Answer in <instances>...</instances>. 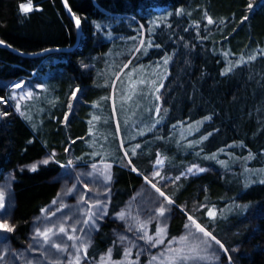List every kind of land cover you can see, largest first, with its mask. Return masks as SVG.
<instances>
[{"label": "trees", "instance_id": "obj_1", "mask_svg": "<svg viewBox=\"0 0 264 264\" xmlns=\"http://www.w3.org/2000/svg\"><path fill=\"white\" fill-rule=\"evenodd\" d=\"M27 2L0 0L1 43L25 54L74 45L75 26L60 0H32L33 10L21 12ZM66 2L80 21L74 49L24 58L0 47V182L10 178L14 196L10 242L17 246L31 219L55 200L53 177L62 166L101 163L111 170L107 213L151 178L181 208L168 237L179 235L187 214L233 264H264V0ZM125 45L129 50L114 64ZM127 62V69L153 67L157 88L149 123L121 145L109 94ZM43 79L50 84L47 103L14 101V83L34 88ZM101 97L109 146L90 126L91 106ZM157 159L159 181L151 177ZM190 165L204 170L183 176ZM109 228L99 227L87 258L109 249L121 258ZM138 260L128 263H147Z\"/></svg>", "mask_w": 264, "mask_h": 264}, {"label": "rangeland", "instance_id": "obj_2", "mask_svg": "<svg viewBox=\"0 0 264 264\" xmlns=\"http://www.w3.org/2000/svg\"><path fill=\"white\" fill-rule=\"evenodd\" d=\"M121 49L114 64L129 50V45ZM128 65L129 62L117 73L109 94L112 119L121 145L123 140L137 135L141 126L149 123L150 101L154 99L157 88L153 67L134 66L127 69ZM109 71L103 72L105 78ZM0 84L5 85L4 82ZM33 86L31 82L14 83L11 94L14 101L19 104L24 100L39 98V102L47 103L50 84L43 79L41 84ZM37 88L41 92L37 93ZM89 92L92 94V88ZM35 95L37 97H32ZM103 99L101 97L98 102L95 101L97 105L91 106L95 113L89 123L97 132L106 135L109 146L113 134L109 135L110 119L106 115ZM91 137L96 135L91 133ZM128 165L134 170L131 164ZM162 165L161 159H157L151 176L158 181L160 178L157 175ZM203 170L199 165H190L183 176L196 175ZM110 173V167L101 163L62 166L53 177L58 184L55 200L31 219L23 240L15 246L8 236L11 231L0 229V264H129L132 260L139 262L140 258H145L146 264H233L224 246L211 234L206 236L204 233L207 231H200L198 224L193 223L194 219H189L187 214L179 235L167 236L169 222L181 208L167 196H162V191L151 178H143L119 211L107 213V191L112 184ZM166 183L171 182L166 180ZM149 196H153L152 199ZM13 202L10 178L5 177L0 182V224H7L10 228ZM161 209L164 210L163 215ZM106 223L112 224L110 237L115 241L121 258H113L109 251L95 259L87 258L85 252L91 246L93 237L99 227ZM44 233H47V239Z\"/></svg>", "mask_w": 264, "mask_h": 264}, {"label": "water", "instance_id": "obj_3", "mask_svg": "<svg viewBox=\"0 0 264 264\" xmlns=\"http://www.w3.org/2000/svg\"><path fill=\"white\" fill-rule=\"evenodd\" d=\"M60 1H61V4H62L64 11L66 12V14L68 15V17L70 18V20L73 22V24L75 26L76 36H75L74 45L72 47H70V48H49V49H45L43 51H40L37 53H32V54H25V53L19 52V51L15 50L14 48H12L6 44H3L1 42H0V47H3L5 49H7L8 51H10V52H12L18 56L24 57V58L42 57L48 53L58 52V51H71L72 49H74L80 40L81 27H80V25H79V27L77 26V23H76L77 19L73 15V13H72L71 9L69 8L66 0H60Z\"/></svg>", "mask_w": 264, "mask_h": 264}, {"label": "snow or ice", "instance_id": "obj_4", "mask_svg": "<svg viewBox=\"0 0 264 264\" xmlns=\"http://www.w3.org/2000/svg\"><path fill=\"white\" fill-rule=\"evenodd\" d=\"M20 10H21V12H24V13H27V12H30V11H32L33 9H32V0H28V2H27V4H24V3H21L20 4ZM210 23H211V21H209ZM76 23H77V26L79 27V25H80V21L77 19V21H76ZM159 45H157V47H158ZM165 62H167V61H165ZM17 87H19V85H17ZM42 163H44V164H47L48 163V161L47 160H44V161H42ZM36 168H37V166H36V164H33L32 166H31V170L32 171H36ZM189 171H192L191 169H189ZM201 171H202V169H201ZM157 191H159V189H157ZM162 196L164 195V193L163 192H161L160 193ZM165 199H168L167 197H165ZM169 203H172V201H170L169 200ZM163 209H161V215H163ZM210 215H214V213H209ZM95 215V214H94ZM121 216H123V213H121ZM189 219H191V217H189ZM193 223H195V221H193ZM197 228H199V230L200 231H204V229L203 228H201L199 225H197ZM0 229H4L5 231H12V229L7 225V224H0ZM61 231H63V229H61ZM161 231H163V229H161ZM206 236L207 235H209V233H207V232H205L204 233ZM44 236H45V239H47V233H44L43 234ZM71 238V237H70ZM149 239H151V238H149ZM157 243H162V241H157ZM221 247H222V245H221ZM111 253V249H109V254ZM79 258L77 257V260H78ZM153 259H155V257H153Z\"/></svg>", "mask_w": 264, "mask_h": 264}, {"label": "bare ground", "instance_id": "obj_5", "mask_svg": "<svg viewBox=\"0 0 264 264\" xmlns=\"http://www.w3.org/2000/svg\"><path fill=\"white\" fill-rule=\"evenodd\" d=\"M152 197H153V196H149L150 199H152ZM70 211H71V210H70ZM68 213H70V212H68ZM29 224H30V222H29ZM110 224H111V223H110ZM111 226H112V224H111ZM28 230H29V226H28Z\"/></svg>", "mask_w": 264, "mask_h": 264}]
</instances>
